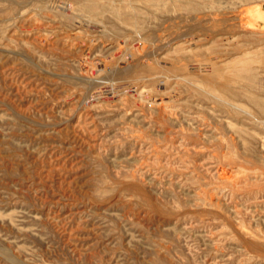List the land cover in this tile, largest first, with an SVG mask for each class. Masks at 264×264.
Wrapping results in <instances>:
<instances>
[{"label": "rangeland", "instance_id": "374dc122", "mask_svg": "<svg viewBox=\"0 0 264 264\" xmlns=\"http://www.w3.org/2000/svg\"><path fill=\"white\" fill-rule=\"evenodd\" d=\"M259 13L0 0V264H264Z\"/></svg>", "mask_w": 264, "mask_h": 264}, {"label": "bare ground", "instance_id": "6f19581e", "mask_svg": "<svg viewBox=\"0 0 264 264\" xmlns=\"http://www.w3.org/2000/svg\"><path fill=\"white\" fill-rule=\"evenodd\" d=\"M260 8H261V7H260ZM260 8H259V9H260ZM261 9H262V8H261ZM261 9H260V11H261ZM259 15H260V16H259ZM258 16L261 17V18L264 20V13H262V14L259 13V14H257L256 17H258ZM262 22H263V21H262Z\"/></svg>", "mask_w": 264, "mask_h": 264}]
</instances>
